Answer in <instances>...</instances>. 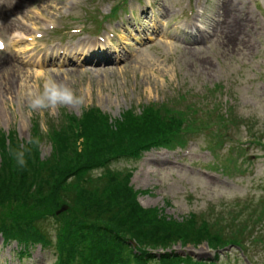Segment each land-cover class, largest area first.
Wrapping results in <instances>:
<instances>
[{
	"label": "rangeland",
	"instance_id": "rangeland-1",
	"mask_svg": "<svg viewBox=\"0 0 264 264\" xmlns=\"http://www.w3.org/2000/svg\"><path fill=\"white\" fill-rule=\"evenodd\" d=\"M165 1L168 2L166 4L172 12H177L183 6L184 0ZM229 1L232 4L231 0L220 2L225 20L223 19L222 25L215 29L216 33L211 45L207 48L181 49L172 44L161 47L159 45L157 48L143 50L135 60L136 62L132 64H113L110 67L106 65L93 68L78 65L71 69L62 65L48 64L39 68L22 64L18 69L13 66L18 74L14 72L6 75V77H12L10 83L12 88L8 92L10 96L0 98V129L8 131L15 128L20 139L25 140L30 134L31 120L37 117V114L47 113L55 117L61 109L80 114L90 104L96 105L111 118H117L130 106L160 104L167 99L166 96L176 97L180 90L178 86L196 94L201 92L204 94L215 88L214 101L221 103V111L231 110L234 117L250 119L254 123L255 130L260 128L264 124V0L244 4L245 17L255 22V30L252 33L251 42H242L245 45L238 48L235 44L231 46L230 41L226 42L228 36L226 23L234 21L224 9V5ZM116 2L53 0L51 4L54 7L49 12L52 19L48 26L53 24L57 28L82 27L86 23L90 24L91 21V16L84 15L83 9L88 7L92 10L96 7L97 18H99V15L108 13L110 6ZM126 8L128 11L129 5ZM41 10L45 11L46 6ZM92 12L91 15H93ZM118 14L125 18L124 13ZM241 34L240 30L234 35L235 42H238V36ZM125 39L128 40L129 37ZM19 55L22 56V54ZM3 67L4 65L0 68V72ZM49 80L71 89L79 100L33 108L31 101L44 97L45 85ZM180 92L187 91L180 90ZM235 132L233 128H229L222 135L225 138L232 137L234 146L242 135ZM241 132L243 136H247L246 129ZM201 143L200 140L193 151L191 149V155L188 158L178 162L181 165L175 162L172 169L155 174L154 184L151 185L149 180L152 172L150 175L147 173L143 176L139 175L140 169L145 165L144 157L133 162H118L113 167L115 169L133 167L131 185L136 190L149 192L139 196L141 205L146 208H163V212L173 218L178 219L192 212L199 213L209 206L208 204L217 206V210L220 209V204L224 207L236 199H246L248 211L243 212L242 219L255 209L264 211L263 157L249 164H241L239 160L236 164L237 169L233 166L225 172L220 168L227 163L225 161L227 147L218 151L216 149V155H214ZM183 149L184 147L176 151L181 152ZM50 151V146L43 144L39 153L40 157L42 159L48 157ZM260 154V150L247 151V155L259 157ZM233 157H236L235 153ZM239 210L240 208L236 212ZM241 223L244 227H249L243 220ZM226 224H231L230 216H225ZM248 236L251 239L246 242L247 252H242L239 248H228L227 254L231 264H264L263 228ZM7 249L4 253L1 252L0 257L7 259L6 264H18L15 247L10 245ZM173 249L182 250L180 245H175ZM186 250H195L194 253L190 252L191 256L204 259L207 247L202 244L194 249L189 245ZM36 254L40 259L47 257L46 254L40 256L39 253L36 252ZM181 254H183L182 251ZM236 258L239 260L235 261Z\"/></svg>",
	"mask_w": 264,
	"mask_h": 264
},
{
	"label": "trees",
	"instance_id": "trees-1",
	"mask_svg": "<svg viewBox=\"0 0 264 264\" xmlns=\"http://www.w3.org/2000/svg\"><path fill=\"white\" fill-rule=\"evenodd\" d=\"M126 116L114 129L106 118L90 111L80 127L70 126L67 134L61 132V138L56 139L55 161L51 157L40 160L36 144L19 148L16 141L8 146L2 143L0 229L36 238L39 233L33 220L39 218V211L49 215L53 213L50 210L66 204L69 212L60 217L62 229L58 231L66 242L62 246L63 259L66 253L71 259L76 253L80 257L111 256L120 246L131 251V239L142 249L166 247L179 240L184 244L207 241L217 247L227 244V238L232 240L223 228L218 230V226L203 219L206 214L201 216L200 224L196 217L178 223L156 211L143 210L126 187L121 172L105 169L97 178L91 176L102 161L131 151L141 144L139 139L148 129H158L150 114L140 121ZM58 171L62 172L59 184L55 181ZM6 220L9 223L3 222ZM18 222H24L25 228L17 231Z\"/></svg>",
	"mask_w": 264,
	"mask_h": 264
},
{
	"label": "bare ground",
	"instance_id": "bare-ground-1",
	"mask_svg": "<svg viewBox=\"0 0 264 264\" xmlns=\"http://www.w3.org/2000/svg\"><path fill=\"white\" fill-rule=\"evenodd\" d=\"M231 1H233L232 4L229 1L228 3H226L224 5V9L226 11V14L234 20L233 22H228V27L230 29V32H228L226 42L229 43V41H230L231 46L233 44H235L236 47L238 48L239 46L245 45L242 42H245V41L247 43L251 42L252 33L255 30V22L252 19L247 20V18L245 17V14H246L245 13V6H244L245 3H242L239 0H231ZM48 2L49 1H47V3ZM40 6L43 8L45 6L51 7V8L54 7V6H52V4H46V5L41 4ZM22 7H23L22 0H17L13 10L15 11L16 9H20ZM10 25L18 28V26L16 24L11 23ZM240 30H241L242 34L238 36V42H235L234 41V35ZM238 43H242V44H238ZM80 45H82V43ZM64 49L65 48H62V49L60 48V52H62ZM63 55L67 56L68 54L65 53ZM16 70L17 69L14 68L13 66H11V67L5 66L3 68V70L1 71V73H0V98H2L3 96L9 95L8 92H10V88H12L10 85L12 77L11 78L6 77V75H7V73H14V72H16ZM15 74H18V73L16 72Z\"/></svg>",
	"mask_w": 264,
	"mask_h": 264
},
{
	"label": "clouds",
	"instance_id": "clouds-1",
	"mask_svg": "<svg viewBox=\"0 0 264 264\" xmlns=\"http://www.w3.org/2000/svg\"><path fill=\"white\" fill-rule=\"evenodd\" d=\"M73 100H79L75 97L71 89L62 87L54 81L49 80L45 85L43 98H35L31 101L33 108H43L55 106L57 103H71Z\"/></svg>",
	"mask_w": 264,
	"mask_h": 264
},
{
	"label": "snow or ice",
	"instance_id": "snow-or-ice-1",
	"mask_svg": "<svg viewBox=\"0 0 264 264\" xmlns=\"http://www.w3.org/2000/svg\"><path fill=\"white\" fill-rule=\"evenodd\" d=\"M3 47V45L2 44H0V48H2Z\"/></svg>",
	"mask_w": 264,
	"mask_h": 264
}]
</instances>
